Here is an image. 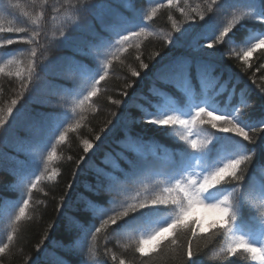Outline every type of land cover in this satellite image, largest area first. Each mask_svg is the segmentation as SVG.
Instances as JSON below:
<instances>
[{
	"label": "snow or ice",
	"instance_id": "snow-or-ice-1",
	"mask_svg": "<svg viewBox=\"0 0 264 264\" xmlns=\"http://www.w3.org/2000/svg\"><path fill=\"white\" fill-rule=\"evenodd\" d=\"M138 4L31 0L32 13L7 24L5 12L20 5L9 0L0 7V74L14 77L18 89L0 109V143L15 150L7 158L15 163L20 191L14 203L0 200V218H7L9 228L0 241V264L13 255L21 222L33 219L34 190L42 191L46 180L55 182L60 175L54 164L57 146L82 127L86 109L98 110L93 97L101 93L113 61L123 63L121 54L129 48L137 50L144 71L141 77L133 69L131 76L141 83L151 80L154 99L129 93L138 86L127 83L119 93L124 99L108 98L119 114L113 112L114 122L101 128L103 138L98 133L95 142L83 140L84 155L75 161L67 186L73 194L61 197L58 218L50 225L65 254L56 264H127L126 252L132 253V264H208L201 240L221 245L219 264H238L241 257L264 264V208L249 205L256 193L264 200V83L244 81L224 63L235 57L251 67L249 57L264 49V0H202L195 7L186 6L187 0H158L147 11ZM165 7L176 35L164 37L171 47L159 60V53L150 56L155 61L150 67L141 59V42L153 35L148 22ZM173 10L183 19H174ZM50 23L55 24L51 36ZM16 44L27 47L13 48ZM72 77L71 86L61 83ZM205 129L214 131L202 135ZM175 132L180 133L178 158L167 167L149 159L146 139ZM149 176L158 178L152 194L137 192L129 200L132 187ZM198 207L218 218L205 225L194 216ZM101 233L124 252L106 246L101 253ZM125 236L130 243L119 244ZM40 249L37 245L31 264H42L48 249Z\"/></svg>",
	"mask_w": 264,
	"mask_h": 264
},
{
	"label": "trees",
	"instance_id": "trees-1",
	"mask_svg": "<svg viewBox=\"0 0 264 264\" xmlns=\"http://www.w3.org/2000/svg\"><path fill=\"white\" fill-rule=\"evenodd\" d=\"M8 2L9 0H0V7H3V5ZM164 2L166 3V0H164ZM183 2L184 0H181V3ZM11 3L19 4L20 8H11L5 12L7 17L4 21L5 24H7L8 20H12L13 22L17 19L22 20L25 11L32 13L31 0H11ZM156 3H158V0H139L138 7L147 11ZM200 3H202V0H187L186 6L190 5L191 7H195ZM9 12L11 13L10 15ZM169 14L167 7L162 8L159 10L156 17L148 22L153 35L146 40H142L140 52L142 53L141 59L145 63H148L150 67L155 62L149 58L150 56L159 53L160 55L156 56V59L159 60L160 56L165 55L171 47V45H166L164 42V37L171 33V21L168 19ZM171 14L174 19H183L178 11L173 10ZM63 18V16L58 17L55 24H59ZM55 24H49V36L52 35ZM183 26L187 27L188 25L184 24ZM171 34L176 35L175 33ZM12 47L24 49L27 46L16 44ZM217 47L220 48L223 46L217 45ZM229 47H231V45H229ZM224 50L227 51L228 48ZM137 54L135 48H129L126 52L121 54L123 63L120 61H113V68L109 70V76L106 81L101 82V93L97 97H93V106L98 110L92 112L86 109L84 113L85 120L82 122V127L75 132L70 131L65 142L57 146L54 164L56 169L60 172V175L55 182L46 180L45 184L42 185V191L34 190V201L31 204L32 211L29 213L33 219L21 222L18 239L15 241V248L13 249V255L4 258V264H31V259L38 255L37 245H41L40 251H44L45 248L48 249V253L41 257L42 264H56L57 256L65 255L57 244L58 236L55 229L50 230V225H53L58 218L57 208L61 197L64 196L66 192L68 195L73 194L68 190L67 186L73 179V173L76 167L75 161L78 160L81 155H84L82 150L83 140L88 139L95 142L94 137L96 134L100 133L101 128L110 127V125H108L109 120H113L114 122V118L111 114L115 112L118 115L119 111L115 105L109 102L108 98L124 99L119 93L125 90L127 83L135 82L138 86L137 89H127L129 93L138 91L141 95L154 99L149 91V89L152 88V81L144 80L143 83H141L136 77L131 76V70L133 69L140 71L141 77L144 76V71L139 68V61L135 59ZM20 58L25 59L24 57ZM249 62L251 67L243 65V62L235 57L224 58V63L228 66L229 72L240 76L244 81H248L249 83L251 82L249 77L255 79L257 84L264 83V68L259 67L261 63H264V49L257 50L256 53L249 57ZM242 68H247V70L242 71ZM72 79H74V77L62 80L61 83L65 84L66 87L71 86ZM17 90L14 77L7 78L0 74V109H6L11 99L15 98ZM51 98L54 100L58 99V97ZM137 100L140 103H145V101L139 100V97H137ZM21 103H23V101H21ZM17 107H19V104ZM13 115H15V109ZM11 119L12 117H9L10 121ZM210 131L214 130L205 129L202 135H207ZM100 134L103 138L104 134ZM179 134V132L173 133L172 136L157 134L151 139H146L145 144L149 150V159L157 160L162 167L169 166L179 155V148L177 146ZM179 145H184V141H179ZM114 147V143L105 145L104 151H108ZM14 152L15 150L13 147L0 143V154H3V161L0 162V200L8 204L14 203L20 197V191L17 188V177L14 172L15 163L7 158L9 155L14 154ZM153 153H155V155H153ZM17 155L19 159H24L23 154ZM69 157H71V159H69ZM97 162H99V159H97ZM81 167H83V165H81ZM157 183L158 178L149 176L145 179L143 184L133 186L127 198L131 200L137 192H139L141 196L152 194V190ZM44 192H48V195H44ZM254 196L255 198L249 200L250 207L255 210L264 208V200L259 198V194L256 193ZM194 216H199L204 219L205 225L211 220L218 218L217 214L208 212L199 207L194 211ZM8 230L7 218H0V241L6 240V233ZM46 232L48 233V239H45ZM205 232H209L207 227H205ZM98 240L101 253L106 246L116 251L118 255L124 252L122 247H114V245L117 244L115 239L106 240L103 233L98 236ZM128 243H130V238L128 236L123 237L119 241V244L122 245H127ZM199 243L202 248L208 251V257L206 258L208 264H219L220 258L216 256V253L219 252V247L221 245L212 246V244L206 240H201ZM222 243L221 241V244ZM85 251H87V249H85ZM124 258L127 264H132L133 257L131 252L124 253ZM109 264H111V261H109ZM238 264H252V262L241 257Z\"/></svg>",
	"mask_w": 264,
	"mask_h": 264
}]
</instances>
